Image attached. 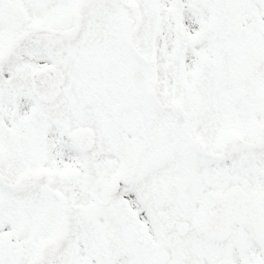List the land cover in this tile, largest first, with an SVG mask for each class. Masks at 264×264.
<instances>
[{
	"label": "snow or ice",
	"instance_id": "snow-or-ice-1",
	"mask_svg": "<svg viewBox=\"0 0 264 264\" xmlns=\"http://www.w3.org/2000/svg\"><path fill=\"white\" fill-rule=\"evenodd\" d=\"M0 264H264V0H0Z\"/></svg>",
	"mask_w": 264,
	"mask_h": 264
}]
</instances>
